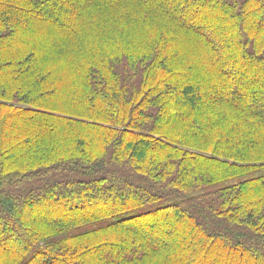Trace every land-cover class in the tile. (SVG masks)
I'll return each instance as SVG.
<instances>
[{
    "label": "trees",
    "instance_id": "16d2710c",
    "mask_svg": "<svg viewBox=\"0 0 264 264\" xmlns=\"http://www.w3.org/2000/svg\"><path fill=\"white\" fill-rule=\"evenodd\" d=\"M0 264H264V0H0Z\"/></svg>",
    "mask_w": 264,
    "mask_h": 264
},
{
    "label": "rangeland",
    "instance_id": "374dc122",
    "mask_svg": "<svg viewBox=\"0 0 264 264\" xmlns=\"http://www.w3.org/2000/svg\"><path fill=\"white\" fill-rule=\"evenodd\" d=\"M31 28H32V30H28V31L25 30V31H27V33L29 32L31 34L28 33V35H24L23 38L28 39L30 41H35V40L40 41L41 36L43 35L41 28H39L37 26L36 27L33 26ZM45 28L48 29L49 26H46ZM52 31H55L54 38L51 37L53 40H56V41L60 40V38L63 36V33H62L63 31H61V30L56 29V30H52ZM45 33H47V31ZM47 34H49V32ZM44 39L46 40V36H44ZM47 41H49V40H47Z\"/></svg>",
    "mask_w": 264,
    "mask_h": 264
}]
</instances>
